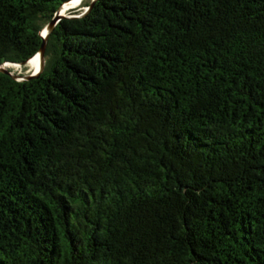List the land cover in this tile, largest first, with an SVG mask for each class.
I'll return each instance as SVG.
<instances>
[{"label": "trees", "instance_id": "trees-1", "mask_svg": "<svg viewBox=\"0 0 264 264\" xmlns=\"http://www.w3.org/2000/svg\"><path fill=\"white\" fill-rule=\"evenodd\" d=\"M69 1L0 0V65ZM0 264H264V0H97L0 71Z\"/></svg>", "mask_w": 264, "mask_h": 264}, {"label": "water", "instance_id": "water-1", "mask_svg": "<svg viewBox=\"0 0 264 264\" xmlns=\"http://www.w3.org/2000/svg\"><path fill=\"white\" fill-rule=\"evenodd\" d=\"M75 0H71L67 3H71ZM82 0H79V4L81 3ZM97 0H92L91 4L86 7V9L83 11L82 14H80L79 16H72V15H64L61 14L62 8L64 7L65 4H63L55 13L54 18L52 19V21L42 30L41 32V36L43 37V43L41 46V49L39 50V52L35 55V56H39V60H40V67L37 71H34L31 74L28 75H22L19 73H15L14 71H12L10 68L7 67L8 64H15V65H20V66H24L27 65L29 63V61L32 59H29L26 63H4L2 65H0V71L11 76L13 79L18 80V81H25V80H30L31 78L37 77L39 76L45 68V52H46V46H47V40L50 36V34L53 32V30L55 29L56 25L64 18H76V17H83L85 16L87 13L90 12V10L92 9L93 5L95 4ZM34 56V57H35Z\"/></svg>", "mask_w": 264, "mask_h": 264}, {"label": "rangeland", "instance_id": "rangeland-1", "mask_svg": "<svg viewBox=\"0 0 264 264\" xmlns=\"http://www.w3.org/2000/svg\"><path fill=\"white\" fill-rule=\"evenodd\" d=\"M83 2L89 3V2H92V0H82L80 4H79V0H78L77 5L71 6V8H69L67 14H64V15H69L70 14L69 11L74 10V9H77L78 11L83 12L86 9V7H83ZM10 69L12 71H14L15 73H19L22 75H28V74H31L34 72V70H32V68H31V66H29V64L21 66L20 68H10Z\"/></svg>", "mask_w": 264, "mask_h": 264}, {"label": "bare ground", "instance_id": "bare-ground-1", "mask_svg": "<svg viewBox=\"0 0 264 264\" xmlns=\"http://www.w3.org/2000/svg\"><path fill=\"white\" fill-rule=\"evenodd\" d=\"M78 0H75L71 3H67L64 5V7L62 8L61 14H67L69 8H71V6H75L77 5ZM29 66H31L32 70L37 71L40 67V60H39V56H35L33 57L30 61H29ZM8 68H20V65H15V64H9L7 65Z\"/></svg>", "mask_w": 264, "mask_h": 264}]
</instances>
